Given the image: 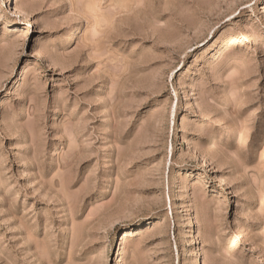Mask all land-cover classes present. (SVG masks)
<instances>
[{"label":"rangeland","instance_id":"1","mask_svg":"<svg viewBox=\"0 0 264 264\" xmlns=\"http://www.w3.org/2000/svg\"><path fill=\"white\" fill-rule=\"evenodd\" d=\"M0 264H264V0H0Z\"/></svg>","mask_w":264,"mask_h":264},{"label":"bare ground","instance_id":"2","mask_svg":"<svg viewBox=\"0 0 264 264\" xmlns=\"http://www.w3.org/2000/svg\"><path fill=\"white\" fill-rule=\"evenodd\" d=\"M16 4H17V3H16ZM18 4H19V3H18ZM21 7H22V6H21ZM14 10H15V12H16L17 14H18V13L20 14L22 9H20V6H19V5H16ZM19 14H18V15H19ZM20 15H21V14H20ZM77 27H78V26L75 27L76 30H77ZM177 108H179V107H178V103L174 104V106L170 109V117H171L172 122H174L175 115H176V112H177V111H176ZM188 143H189V142H188ZM189 176L192 177V176H193L192 173H190ZM189 179H190L191 181H193V180H194V176H193L192 179H191V178H188V180H189Z\"/></svg>","mask_w":264,"mask_h":264}]
</instances>
